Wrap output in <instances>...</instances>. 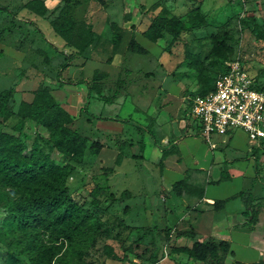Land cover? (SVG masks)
<instances>
[{
	"label": "rangeland",
	"instance_id": "obj_1",
	"mask_svg": "<svg viewBox=\"0 0 264 264\" xmlns=\"http://www.w3.org/2000/svg\"><path fill=\"white\" fill-rule=\"evenodd\" d=\"M30 1L0 0V8L8 10L0 11V93L15 91L0 109V144L20 164L55 169L27 178L14 173L0 153V264H152L154 254L157 264H264V145L249 144L242 132L211 135L207 142L188 117L192 101L211 88L225 57L239 59L264 86V25L253 22V17L264 21V0H79L70 12L74 34L82 39L77 49L51 28L63 0H41L47 8L41 16L26 8ZM161 9L189 27L175 42L167 35L155 42L142 36ZM192 21L199 26L191 27ZM89 30L94 36L80 54ZM116 33L121 39L114 46ZM132 34L147 55L127 52ZM69 55L74 60L58 81ZM96 74L103 77L93 85ZM119 84L122 89L109 101ZM44 86L72 117L68 127L87 139L81 163L53 146L49 130L26 122L17 131L19 119L6 117ZM91 86L99 95L89 94ZM84 106L104 121L90 119ZM95 141L101 148L91 156ZM139 143L142 160L136 159ZM224 163L231 177L220 182ZM179 181L198 191H172ZM60 183L78 207L67 223L51 224L52 215L42 214L25 225L9 214L8 200L25 201ZM239 194L223 210L209 203ZM249 197L258 212L252 230L242 227ZM180 233L186 236L177 237ZM209 241L227 243L228 252L202 262L182 251Z\"/></svg>",
	"mask_w": 264,
	"mask_h": 264
},
{
	"label": "trees",
	"instance_id": "obj_2",
	"mask_svg": "<svg viewBox=\"0 0 264 264\" xmlns=\"http://www.w3.org/2000/svg\"><path fill=\"white\" fill-rule=\"evenodd\" d=\"M102 2L103 0H96ZM80 5L79 0H63V8L59 12V16L51 22V28L56 36L62 39L68 48L77 49L81 45L82 39L77 37L74 34L76 29V23L71 16L72 9L77 8ZM26 8L37 16L44 15L47 11L44 2L41 0H32L26 4ZM4 13H8L6 8L1 9ZM253 22L256 27L264 25V21L259 17H253ZM191 27H197L199 24L195 21L190 22ZM186 22L181 18L172 16L166 9H161L159 14L155 16L146 31L143 32L142 36L149 42H155L159 39H162L164 35H167L171 38L172 42H175L179 39V36L182 32L188 29ZM0 34V38H1ZM94 36V33L89 30L90 41L85 43L79 50L80 54H83L85 50L89 47L90 42ZM119 34H114L112 38V43L114 46H117L120 42ZM127 52L136 54V55H147V51L135 40L134 35L132 34L130 40L127 44ZM229 57H225L223 64L220 70L217 72L220 73L224 68V63L230 61ZM74 60L72 55H69L67 62L61 66L60 72L57 74V79L59 81L61 72L66 70L70 63ZM215 75L212 80L211 88L205 93L207 94L213 88V82L217 76ZM102 75H94L93 85L102 80ZM59 87H62V82H58ZM79 84H84V82H78ZM259 88L264 91V86L258 84ZM122 89V84L117 85L116 93L114 96L109 98V101H113L118 91ZM88 92L95 93L99 95L98 90L95 86L88 88ZM15 91L13 89L5 90L0 93V109L8 103V101L13 97ZM204 94V95H205ZM82 111L90 119H95L97 121H104L101 118H96L94 115L89 114L86 111L85 106L82 108ZM16 116L19 121L16 124L15 128L17 131H21L26 122L33 123L35 126L49 130L52 136L53 146L65 157L70 160L81 163L84 152L86 151L87 139L77 132L71 130L68 125L72 123V117L61 108V106L53 99L50 94V89L47 86L39 88L33 93V99L31 102H21L18 106L16 113H8L6 117ZM141 146V152L136 156V159L142 160L141 153L143 152V144L139 143ZM264 145V141L261 142L260 146ZM101 148V144L98 141L91 143L88 148V152L91 156H96ZM5 153L6 158L3 159L6 165L10 167L12 171L16 174H23L27 178H36L44 177V172L46 168L55 169L54 166L41 164L37 166L36 164L27 165L20 164L16 159H12L10 153L7 149L3 148L0 144V153ZM2 157V156H0ZM161 160H164V153H162ZM122 161V156L119 154L116 157L115 164L119 166ZM227 163V162H225ZM224 163V169L220 173V182L228 181L230 178L227 175L226 166ZM55 175V173H54ZM172 191L174 192H186V193H196L198 190L182 181H179L172 185ZM200 199L203 198V191L199 192ZM93 201H96L97 193L94 192ZM240 199L241 194L234 195L225 200H216L211 205L215 210H223L225 206L232 200ZM245 205L250 208V211H244L242 216L246 219V222L243 224V227L248 230H252L255 224L257 223L258 212L255 209L254 200L252 198H247ZM7 208L9 214L17 220L19 223L29 225L31 223L37 222L40 219L42 214L52 215V219L49 223L54 224L56 221H63L67 223L69 219L72 218L74 212L77 211L78 207L73 198L68 195L67 189L60 183L53 185L51 191L42 194V195H31L25 201H16L8 200ZM155 232V227L150 229V233ZM169 230H165V238L169 240ZM70 235L74 236V233L71 231ZM186 236L183 233L177 235V237ZM228 244L225 242L215 243L213 241L205 243H193L191 248H183L182 251L187 254L189 257L197 261H205L206 259L216 260L218 258V253L226 254L228 252ZM107 255L116 259V256L113 254L110 248L105 250ZM152 264H157L155 254L151 257ZM261 264V263H259Z\"/></svg>",
	"mask_w": 264,
	"mask_h": 264
},
{
	"label": "built area",
	"instance_id": "obj_3",
	"mask_svg": "<svg viewBox=\"0 0 264 264\" xmlns=\"http://www.w3.org/2000/svg\"><path fill=\"white\" fill-rule=\"evenodd\" d=\"M224 68L212 90L192 101L188 117L198 122L207 142L211 135L227 138L242 132L249 144H260L264 141V91L239 59L225 62ZM209 147L215 149L212 144Z\"/></svg>",
	"mask_w": 264,
	"mask_h": 264
},
{
	"label": "crops",
	"instance_id": "obj_4",
	"mask_svg": "<svg viewBox=\"0 0 264 264\" xmlns=\"http://www.w3.org/2000/svg\"><path fill=\"white\" fill-rule=\"evenodd\" d=\"M228 163H229V162H227V164H228ZM230 177H231V176H230ZM230 177H229V178H230ZM206 200H207V199H206ZM213 202H214V201H211V200H210L209 203H213ZM210 205H211V204H210ZM242 223L244 224L245 222H242ZM243 224H242V227H243ZM244 228H245V227H244Z\"/></svg>",
	"mask_w": 264,
	"mask_h": 264
}]
</instances>
